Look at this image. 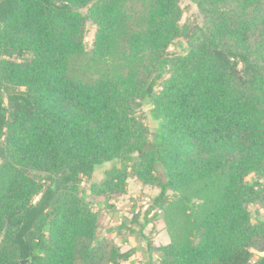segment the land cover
I'll return each mask as SVG.
<instances>
[{"label":"trees","instance_id":"obj_1","mask_svg":"<svg viewBox=\"0 0 264 264\" xmlns=\"http://www.w3.org/2000/svg\"><path fill=\"white\" fill-rule=\"evenodd\" d=\"M190 1L200 26L181 0H0V264L129 260L91 203L114 208L129 177L159 192L108 231L141 235L144 264H264V0ZM83 54L90 75H72ZM166 205L189 231L155 245Z\"/></svg>","mask_w":264,"mask_h":264},{"label":"rangeland","instance_id":"obj_2","mask_svg":"<svg viewBox=\"0 0 264 264\" xmlns=\"http://www.w3.org/2000/svg\"><path fill=\"white\" fill-rule=\"evenodd\" d=\"M181 7L183 11L180 20L181 23L189 24L192 27L194 25L200 26L202 24L201 13L193 2L190 0H181ZM94 33L95 25L92 22L87 21L83 37L86 50L90 49L92 46ZM186 49L187 41L184 37L176 38L174 43L168 48L169 52H184ZM90 64L91 62L85 54L71 56L68 63L69 70L72 75L81 76L84 74L86 77L91 73V68L89 67ZM140 112L144 118L146 126L148 127L149 139L151 143L157 145L160 142L158 121L151 118L148 105L143 104L140 108ZM110 164V162H106L102 165L96 166L93 180H101L104 169L109 167ZM160 175L162 176V174ZM249 178L253 179L254 175H250ZM127 181L128 186L126 192L116 195L111 201L114 204V208L109 209L108 207L104 206L101 197H97L95 200L91 201L94 210H97L99 215V227L97 232L100 236L113 238L114 242L120 246L121 250H128L131 246L133 248H145V239H143L142 236L137 233L128 235L123 231L121 234H124V236L127 237V243H124L121 241L122 235L116 236L115 233L108 231L110 227L117 224V222H120L121 219L130 216L132 208L142 214L151 203L152 198L159 192V187L157 185H144L135 177H129ZM262 181L264 182V178H262ZM82 185H86V182L83 181ZM168 194L171 196V191H168ZM168 200L170 201L171 198ZM256 208L257 205H250L251 214L254 213ZM155 212L157 216H159V219L153 222L154 226L148 224L143 230V234L148 236L154 244L161 245L167 241H176L180 239L185 232L189 231L190 224L185 220V217L181 214L177 206L173 207L166 205L162 209H158ZM259 217L264 219V209H259ZM143 252H140L135 258V264L145 263L147 260V254L145 250ZM155 256L156 253H153L152 258H156ZM119 264L128 263L122 261Z\"/></svg>","mask_w":264,"mask_h":264},{"label":"crops","instance_id":"obj_3","mask_svg":"<svg viewBox=\"0 0 264 264\" xmlns=\"http://www.w3.org/2000/svg\"><path fill=\"white\" fill-rule=\"evenodd\" d=\"M166 237V236H165ZM169 241H167V242H164L163 244H166V243H168ZM124 243H127V241H125ZM156 245V244H155ZM141 247H143V246H141ZM146 247V246H145ZM144 248V247H143ZM143 248H140V247H136V248H133L132 246L129 248V249H132V251H133V254L131 255V257L129 258V260H127V261H124V262H127L128 264H135V258L138 256V254L140 253V252H143L144 250H145V248H144V250H143ZM144 253V252H143Z\"/></svg>","mask_w":264,"mask_h":264}]
</instances>
